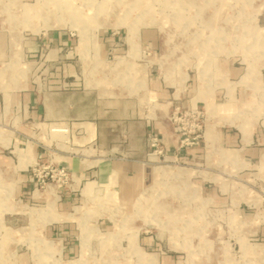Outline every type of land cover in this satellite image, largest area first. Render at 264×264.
<instances>
[{"label": "rangeland", "instance_id": "obj_1", "mask_svg": "<svg viewBox=\"0 0 264 264\" xmlns=\"http://www.w3.org/2000/svg\"><path fill=\"white\" fill-rule=\"evenodd\" d=\"M30 38L38 58L27 72L42 97L62 93L63 121L27 134L22 109L0 115V143L17 138L0 147V264H264V162L225 157L230 148L208 137L212 125L251 124L264 148V0H0L1 82L25 78ZM151 79L168 99L150 101ZM204 94L208 106L196 99ZM88 106L91 121L107 124L111 149L77 142L72 118ZM147 111L165 114L173 149L153 130L143 142L131 135ZM37 138L51 145L24 173L20 152ZM136 148L145 154L122 155ZM60 151L94 169L127 159L160 175L128 192L99 182L88 196L97 177L80 179ZM48 191L74 200L73 226L53 237L32 198Z\"/></svg>", "mask_w": 264, "mask_h": 264}, {"label": "crops", "instance_id": "obj_2", "mask_svg": "<svg viewBox=\"0 0 264 264\" xmlns=\"http://www.w3.org/2000/svg\"><path fill=\"white\" fill-rule=\"evenodd\" d=\"M60 40L62 39L60 38ZM23 51L22 59L25 63V68L23 69L24 73L22 77L25 78L23 80L11 78L9 82L6 81L4 83L0 81V115L7 116L12 114L13 110L22 109V118L28 120L29 124V126L23 128L22 131L27 134H33L34 127L37 129V127L40 126H57L62 123L64 105L62 102V93L57 90L53 94L44 95V97H42V94H40L34 86L35 81L31 80L29 75L30 68L27 72L26 67L33 65V62H31L30 59L34 60L38 58V43L36 40L32 38L24 40ZM27 59L28 62H25ZM225 72L233 77L238 75L234 63L227 65ZM148 87L149 89L147 91L151 97L150 101L152 103L155 102L157 98L168 99L170 96L167 87L154 79H151ZM231 98L233 101V94ZM196 99L199 100L200 103H205L208 106V103L213 100V97L204 94L200 97L197 96ZM167 106L168 105H164V108H167ZM231 107L233 109V106ZM93 108L95 107L88 106L86 112H82L75 118H72L74 121V128L77 127L81 130V136L77 138V142H101L103 143V149H108L107 146L111 149L109 133L108 130L105 129L107 124L98 120L91 121L89 119L90 116L95 119ZM216 126L217 125H212V127H210L208 137L213 143H216L219 140L220 143L230 148L222 151V153L226 155L225 157L233 156L235 154V159L236 156H238L237 154L241 153L243 158L246 159L244 160L247 165H249L247 160L253 161L257 159L260 162H264V148L258 146L257 136L255 134L253 135L251 124H236V131L232 129L220 133L217 132ZM150 130L161 135L166 147L169 149L175 147L177 138L172 133L168 122L165 120V114L163 112L162 114L157 113L153 115L147 111V115L141 117L139 122L131 125V135L137 142H143L144 137ZM44 138L47 139V135L46 137L44 136ZM16 140L17 138L15 135H11L0 143V147L5 148L10 144L14 147ZM37 140H39L37 145L41 144L42 147L34 144H32V146L25 144V149L21 150V152L19 151L21 153H19L21 157L20 165L21 168H23L22 172L24 173L38 158L45 156L47 147L51 145L49 142L42 141L43 139L37 138ZM57 146H59V143L55 141L54 147L56 150L58 149ZM239 146H242V148L239 149ZM143 154H145V152H143L142 148H136L134 153L131 154L122 153L124 157L132 155L141 156ZM55 157L64 165L71 168V170L74 171L83 181L86 179L90 180L93 176L97 177V180L95 181L90 180L91 182H86L84 193L88 196H90L91 190L94 188L95 184L97 185L99 182H111L116 180L119 188L128 192L141 185L145 177L160 175L157 173L158 169L144 168L127 159L112 161L111 163L106 164V168L104 169H102V167L100 169H94V167L88 165L86 161L78 158V156L62 155V152L60 151ZM4 160L7 165L11 164L9 157H6ZM247 175H249V173ZM23 179L25 181L28 179L27 174H23ZM27 187H30L29 183L27 184ZM32 198L42 201L43 208L39 209L38 212L42 214L40 218L41 222H39V224L44 227V234L53 237L56 235L55 231L65 230L68 223L71 222V226H73V217L70 213V211L74 209V200L72 197L64 199L59 196L54 197L53 193L48 191L42 193L35 192Z\"/></svg>", "mask_w": 264, "mask_h": 264}, {"label": "bare ground", "instance_id": "obj_3", "mask_svg": "<svg viewBox=\"0 0 264 264\" xmlns=\"http://www.w3.org/2000/svg\"><path fill=\"white\" fill-rule=\"evenodd\" d=\"M58 2V1H57ZM56 2V3H57ZM63 3V2H62ZM58 4V3H57ZM194 4V3H193ZM44 5V4H43ZM53 5V4H52ZM55 6V5H54ZM42 8V7H41ZM43 9V8H42ZM52 9V8H51ZM42 12V11H41ZM30 13V12H29ZM32 13V12H31ZM30 13V14H31ZM52 13V12H51ZM3 14V13H2ZM36 15V14H35ZM44 15V14H43ZM50 15V14H49ZM71 15V14H70ZM31 16H33L32 14H31ZM62 16H64V15H62ZM183 17V16H182ZM16 18V17H15ZM10 20H12V19H10ZM17 21H19V20H17ZM57 24H58V26H64L63 24H64V20H63V18L62 19H58V22H57ZM50 25H47L46 27L47 28H50V27H52V26H50ZM14 27V26H13ZM17 28V27H16ZM36 30H39L38 28L36 29ZM135 30V29H134ZM136 31V30H135ZM136 34V33H135ZM13 37V36H12ZM136 37V36H135ZM130 39V38H129ZM17 42V41H16ZM13 43V42H12ZM132 47H135V43H133V41H132ZM89 188V187H88ZM149 190V189H148ZM132 191V190H131ZM96 192H98V191H96ZM100 192V191H99ZM89 194V193H88ZM160 196V195H159ZM157 197V196H156ZM136 199H137V197H136ZM129 200V199H128ZM105 201V200H104ZM109 202V201H108ZM131 203V202H130ZM121 204V203H120ZM137 204V203H136ZM129 205V204H128ZM139 206H140V204H139ZM124 207V206H123ZM153 208V207H152ZM160 209V208H159ZM133 212V211H132ZM144 214V213H143ZM135 215V214H134ZM125 217V216H124ZM154 218V217H153ZM136 220V219H135ZM143 222H144V220H143ZM179 222V221H178ZM180 230V229H179ZM135 241V240H134ZM136 243V242H135ZM134 248H135V251H137V252H139V249L137 248V246H136V244H135V246H134Z\"/></svg>", "mask_w": 264, "mask_h": 264}]
</instances>
